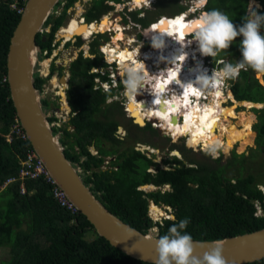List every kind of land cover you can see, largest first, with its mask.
Instances as JSON below:
<instances>
[{
  "label": "trees",
  "instance_id": "1",
  "mask_svg": "<svg viewBox=\"0 0 264 264\" xmlns=\"http://www.w3.org/2000/svg\"><path fill=\"white\" fill-rule=\"evenodd\" d=\"M25 1L0 0V248H8L9 255L0 264H149L112 247L96 235L85 217L60 207L45 181L25 179L24 193L20 181L1 189L7 179L18 176L19 160L32 150L28 142L15 138L11 142L7 140L10 129L16 124V114L6 78V56L21 15L17 10L24 8ZM75 1L68 0L67 7ZM249 1L207 0L203 10L220 9L232 18L234 24L241 25ZM254 1L260 4L258 11L264 14V0ZM99 5L106 8L101 3ZM103 11L97 9L91 15L97 17ZM131 19L144 27L149 22L146 16L140 20L135 14ZM62 22V17L53 18L51 15L47 18L43 28L51 25V32L39 33L36 38L41 49L51 50L50 44ZM261 34L264 35V29ZM42 36H45L44 42ZM240 39L237 37L230 48L216 58H227L232 62L242 59ZM94 66L92 60L82 57L71 64L66 90L70 118L67 126L56 127L53 133H60L59 142L66 158L79 165L84 183L92 186L91 191L109 212L139 232L145 233L155 225L159 236L165 234L173 223L187 217L190 223L186 230L199 241L221 240L264 228V194L257 188L258 185L264 186V107L253 109L257 122L252 126L256 136L255 148L249 151L251 157L238 155L233 150L225 164H220V157L212 160L207 154H203L206 160L197 162L188 158L182 149H177L182 159L175 156L162 159L161 164L169 165L164 169L153 161V155L134 150L139 141L137 136L134 138L128 134L124 141L118 140L115 132L120 124L117 117L122 115L121 105L118 102L106 104V99L114 91L101 94L94 90L93 77L97 74L90 73ZM255 76L256 73L249 69L241 71L232 81V95L229 96H233V102L264 104V87ZM42 84L43 80L36 77L35 87L42 89ZM43 105L48 108L45 100ZM49 121L54 120L50 118ZM130 124L133 125L131 121ZM69 126L73 127L72 132ZM138 129L154 131L149 125ZM90 147L99 156L113 158L106 171H102L103 160L93 156ZM258 156L263 163L259 173L248 172L242 176L247 159ZM151 167L153 172L149 171ZM144 185L158 189L141 190ZM149 201L156 208H169L174 219L154 223L148 216ZM255 202L259 203L262 216L257 215ZM88 233L94 234V238L87 240ZM248 264H264V259Z\"/></svg>",
  "mask_w": 264,
  "mask_h": 264
},
{
  "label": "water",
  "instance_id": "2",
  "mask_svg": "<svg viewBox=\"0 0 264 264\" xmlns=\"http://www.w3.org/2000/svg\"><path fill=\"white\" fill-rule=\"evenodd\" d=\"M59 2L60 0H27L10 38L6 56V78L16 117L27 135L28 143L50 176L66 193L78 214L85 217L93 226L96 235L130 258L153 264L155 241L159 237L158 227L153 225L147 232H139L105 208L91 191L92 186L84 183L79 165L66 158L59 142L60 133H53L56 126L49 121L50 112L43 105L44 92L35 87L36 77L41 71L38 67L43 64L40 62L41 49L36 43V38L39 33L45 31L43 25ZM41 41H45V36H42ZM183 70L190 72L193 66L188 69L184 67ZM262 81L260 83L264 87V80ZM142 107H145V104ZM175 120L172 117L171 121ZM132 121L139 128L145 126V122L140 125L135 123L134 118ZM163 136L167 137L164 134ZM174 152L178 156L179 152ZM140 189L158 188L144 185ZM167 209L165 207V210ZM149 217L154 223L157 222L153 216ZM221 240L224 241L223 254L229 261L248 264L264 259V228ZM205 242L210 241L194 240L197 251L200 250L198 246Z\"/></svg>",
  "mask_w": 264,
  "mask_h": 264
},
{
  "label": "clouds",
  "instance_id": "3",
  "mask_svg": "<svg viewBox=\"0 0 264 264\" xmlns=\"http://www.w3.org/2000/svg\"><path fill=\"white\" fill-rule=\"evenodd\" d=\"M196 3L205 5L206 0H196ZM258 9H260L259 5H254L246 11V14L242 17L243 23L241 25L234 24L232 18L220 9L213 8L201 11L196 18L195 24L188 25V28L193 29L191 31V39L187 42L183 40L178 42L182 49L180 54L171 57H165L163 55L159 57L161 62H165L167 65H173L174 68L179 67L181 66V62L184 64L188 57V53L183 49L195 43L196 51L201 56L212 57L214 60L222 51L228 50L233 42L236 41L237 37L242 38L239 41V50L242 59L235 60V62L224 59L215 60V67L211 75H209L208 69L203 66L202 62H197L192 72L193 79H190L186 83H181L185 94L194 93L199 96L202 93L214 91L218 95L219 88L222 84L229 80H236L241 71H248L249 69L259 75H264V35L261 34V29H264V14L260 13ZM145 35L150 36L151 46L162 52L166 46L164 38L168 36L155 31H147ZM136 55L137 53L134 52L129 57L128 62L121 63L119 66L122 85H115L109 91L102 92L101 88H96L101 83L94 82V90L99 91L101 94L114 91L115 93L109 95L108 100L116 95L118 89H122V87L123 95L129 100H135L138 95H142L147 91L154 97L153 105H158L162 102L167 105L169 103L168 100L162 101V96L167 91L166 87H153L151 90L147 87L161 79L162 73L159 75L150 74L146 70L145 64L140 59L134 58ZM106 62H111V58H108ZM108 80L105 84L106 90L108 89V85L112 86L111 79L110 81ZM55 92L56 87L54 88ZM149 126L153 130L157 128L161 131L160 127L153 128L150 124ZM118 128L120 132H117ZM115 135L121 141H124L127 137L122 127H117ZM136 144L145 148L143 144L137 142L133 147L134 150H136ZM145 150L151 152V156H155V152H152L149 148H145ZM150 202L152 203V201H149L148 208L150 207ZM167 210L170 209L168 208ZM189 223V218L181 219L173 223L165 234L156 239L153 264H236L235 260L229 261L225 258L223 254L224 241L222 240L205 242L198 246L200 250L197 251V245L195 244L194 246L192 235L186 230Z\"/></svg>",
  "mask_w": 264,
  "mask_h": 264
},
{
  "label": "rangeland",
  "instance_id": "4",
  "mask_svg": "<svg viewBox=\"0 0 264 264\" xmlns=\"http://www.w3.org/2000/svg\"><path fill=\"white\" fill-rule=\"evenodd\" d=\"M114 1H120V3H117V4L115 3L116 6H119L120 9H123L125 11H129L130 10V8L129 9L123 8V5H124L123 3L124 2L122 0H114ZM193 1L194 0H159L155 4H153L152 6L148 5L147 7H143L142 11L146 12V18L149 21H153L155 16H159V15L172 16V15L178 14L180 11H182L184 9V7L187 8V6H190V4L193 3ZM256 3L257 2H253V3L250 2V3H248V7L253 5V4H256ZM75 5H78V0L69 9V13L70 14L68 16L69 17L68 22L69 21L70 22L65 27H68V26L70 27L72 25V23H71V20H73L72 17H74V19H75V16H74L75 11L73 13V10H71V9H73L75 7ZM258 5H259V8L261 9V6H260L259 3H258ZM203 7L194 9L195 12L194 13H189V16H191L192 19L194 20V18L198 17V15H199V13L201 11H204ZM125 11H123V12H125ZM131 12H137V10H133ZM110 13H113V16L116 17L117 19H119V17L121 18V16L119 15L120 12H114L113 10H111ZM177 16H174V17H177ZM174 17H170V18H174ZM187 19H188V17H187ZM189 20H191V19L189 18ZM65 27H63V28H65ZM45 30H47V28ZM60 30L61 29L58 30V33H59ZM137 31L138 30L134 29V28L130 29L129 31L126 32V35H128L130 37H134V35H136ZM181 34H182L181 32H177L178 36H180ZM57 39L58 38L53 40V43L55 45L57 44L55 46V50H54L53 53L57 54V56H56L57 59L60 58L58 60V62H60L61 60H67L66 58L69 56L70 53L73 56L75 55L74 44L70 45V46H66L65 45L64 47H62L63 43H60L59 42L60 39L59 40H57ZM168 39H169V37H168ZM85 44H87L86 41H85ZM123 44H125V41H123ZM148 44L149 43L145 44L144 47L145 48L148 47L147 46ZM58 45H59V47L57 48ZM168 47H170V46L166 45V50L167 51L169 49ZM117 49H115V52H117ZM146 56H150L148 52H146ZM222 59L227 60V58H222ZM215 60H218V59L214 58V60H213L212 57H206V61L210 62L208 65H210V67L212 66L213 68L215 67V65H214L215 64ZM40 62H41V64L43 63L42 61H40ZM97 62H98V60H96V63ZM45 63L47 64V62H45ZM45 63H43L40 67H38V70L41 69L40 72L42 74H46V71H47V68H45ZM145 66H146V64H145ZM166 68H167V65L164 64L163 65V70H165ZM110 74H114L113 80L118 85L119 80H121L120 75H118L114 69L111 70ZM209 75H211V74H209ZM258 76H259V74L256 73V76H255L256 79H259L260 81L263 80L262 79L263 75H260V78ZM42 80H43L42 89L45 92L44 93L45 99H46L47 104L50 106L48 108V111L50 112V115L53 116L54 112L58 111L60 109V107L58 108V106H56V97L55 96L57 94L54 93V88L57 86L58 78H56V75L48 76L46 74V76L43 77ZM232 81L233 80H229V81L224 83V89H223V91H224L223 92V97L224 98L220 94L222 101H221V103L219 105L221 106V108H225L227 110H233V112H234V114L236 116H235V118L227 116V119L225 118L223 120L222 119L220 120V124L222 126H237L238 129H243L246 126H248L251 129V131H252V136L248 139L250 141L249 144H241V142L238 141V142H235L233 145H231V148L229 150H226L225 147H224L225 139L223 137V138H221V140L217 144L212 145V146H207V147L205 146L203 148L204 145L202 146L201 143L197 144V146L195 145L194 147L188 146V144H187L188 141H186V139L184 137H180L177 140H176L177 137H175V138L173 137V139L175 140L174 141L173 139H170L168 137H164L162 135V131H160L157 128L154 131L139 130L136 126L130 124L129 119H127V116H126V114H125V112L123 110V106H121L122 115L117 117V119L119 120V122L121 123L122 126L129 128V130H130V132H131V134L133 135L134 138H135V136H137V138L139 140L138 143L143 144L145 148H149V150H152V152H155V156L153 158V161L155 163H157L160 168H168V166H169V165H166V164H161L160 162H161L162 159H171L172 156H175L178 159H180V158L182 159V155L180 153L178 154V156H177V154H175L174 151H178L177 149H182L184 151L183 153L188 158H191V159H193V160H195L197 162L206 160V158H205V156L203 154H207V155L210 156V159H212V160L213 159H217V158L220 157V159H221L220 160V164H225L226 162H228L227 160H230L231 152L233 150L238 155L244 154L245 156L251 157L250 155L252 153L249 152V151L251 150L250 148H252V149L255 148L254 139H255V136H256L255 132H253V130H252V126L257 122L256 115L253 112V109H255V110L262 109L264 107V104H258L259 106H257V104L253 105L254 103H252V105H248L247 106L245 104V102H236V101L233 102V98L230 97L231 96L230 87H231ZM164 85H167V84L164 83ZM160 86H163V84L162 83H157V85L155 87L158 88ZM148 89L151 90V88H149V87H148ZM118 91H119V93L116 95L117 97L116 98L114 97L112 99L121 102V101H123V96H122L123 89H118ZM179 94H180V96H178V99H176V100L182 101L183 96H182L181 93H179ZM205 95H206V100L205 99L204 100L206 102H212V100L220 101V96L216 97V94H215L214 91L211 92V95H210V92H205ZM213 95H215V96H213ZM138 97L140 99L141 97H144V94L138 95ZM114 100L110 101V100L107 99L106 100V104L107 103L110 104V103L114 102ZM222 102H224L223 105H222ZM207 105H208V103H207ZM186 111L187 110L183 111L185 119L189 115V112H186ZM240 114H243L244 117H245V120L243 121V124L240 123V120H241V117H242V115L240 117ZM129 116L131 117V116H134V115L133 114L131 115L129 113ZM205 116H207V114ZM193 117H194V115H193ZM221 117H225V116L221 115L220 118ZM134 119H135L136 123H138L140 125H143V122L139 121V120L143 121L142 119L137 118L135 116H134ZM192 119H194V118H192ZM52 120H54V119L52 118ZM65 121H66V124H63V125H61L59 127H65L67 125V121H68L67 120V116L65 118ZM190 123L193 125V127H191L192 125L189 126L190 129L193 130V128H194L196 130V128L194 126L196 123H194L192 120H191ZM150 125L154 128V126H153L154 122H150ZM174 127H176V129H178L179 124L177 125V123H175ZM68 128H69L70 132L73 131V127L69 126ZM120 128H121V126H120ZM216 132H217L216 128H213V133H216ZM130 140H132V139H130ZM242 142H244V141H242ZM198 145H200V146H198ZM190 147H192V148H190ZM92 148L93 147H90L89 151L91 152V154H95L96 151L93 150ZM107 148H108V146H107ZM141 150H143V152H147L143 147H141ZM256 153H259V152H256ZM107 160L110 161V160H113V158L112 157H107ZM262 164L263 163L261 161V157L260 156L256 157V159L255 158L247 159L246 164H245V169L242 172V176L246 175L248 172H250L252 174L259 173L258 171H260V169H261L260 166ZM108 166L109 165L107 164V168H108ZM102 169H106V167H104V168L102 167ZM149 171L153 172L154 168L153 167L149 168ZM230 174H232V173H230ZM145 191H148V190H145ZM0 202H2V201H0ZM151 206L152 205H150V207ZM157 207H158V209L157 208H152V207H151V209L148 208L149 215H151V216L153 215V218H155L154 220H156L157 222H161L163 219L172 218L173 215L171 214L170 210L165 211V207L164 206H157ZM157 211L159 213H161V214H159ZM150 219H151V217H150ZM94 236H95L94 234L88 233V234H86L85 238L87 240H91L92 238H94ZM8 256H9L8 255V248H0V261L4 260V259H7Z\"/></svg>",
  "mask_w": 264,
  "mask_h": 264
},
{
  "label": "flooded vegetation",
  "instance_id": "5",
  "mask_svg": "<svg viewBox=\"0 0 264 264\" xmlns=\"http://www.w3.org/2000/svg\"><path fill=\"white\" fill-rule=\"evenodd\" d=\"M122 1L124 2L123 8H125V9L130 8V10H129L130 12L125 11L123 9H120L119 6H116V4L120 3V1H114V0H82L81 1V0H78V5H75L76 8L74 7L73 9H71V10H73V13L75 11V14H74L75 19H74V17H72L73 20H71L72 25L70 27L69 26L65 27L70 22V21L68 22V20H69L68 16L70 14L69 9L77 2V0L70 7H67L68 0H60L58 5L54 8V12H53L52 17L53 18L62 17L63 22H62L61 26L58 28V30L59 29H61V30L59 31V33H58V30L55 32L53 40H55L56 38H58L57 40L60 39L59 42L63 43L62 47H64L65 45L70 46V45L74 44L75 55L73 56L70 53L69 56L66 58L67 60H61L60 62H58V60L60 58L57 59V57H56L57 54L53 53L55 50V46L57 44L55 45L53 43V40H52V44H50L51 45L50 51L47 48H44V49L40 48L41 49L40 61H42L43 63L47 62V64L46 63L45 64L47 65L46 67L48 70V74H47L48 76L56 75V78H58V83L56 86V94L57 95L55 96L56 97V106H58V108L60 107L59 110H61V108L63 109V107H64L63 112H64V115L67 116V120L70 118L71 109H70L68 102H67L66 90L68 88L70 76H71L70 72H69V68L73 62L77 61L79 59V57L92 60L95 63V66L90 68V73L94 74V75L97 74L93 77V82H99L101 84H106L107 80L109 79L108 81H110V79H111V77L109 76L111 70L114 69L116 71V73L119 75L120 64L124 63V62H128L129 57H131L134 52L137 53L136 57H134V58H137L138 55L142 54L147 49L152 48L151 39L147 38L144 35V31H146V29H148L150 27V25L159 21L160 20L159 18H161V17L177 16V15L155 16L153 21H149L148 25L144 27L141 23H137L136 21H134L131 18H132V14H135L137 19H140V20L145 19L146 12H144L142 10H143V7H147L148 5L146 4L142 8H134L132 6V4H130L131 0H122ZM157 1H159V0H155L154 2H150L149 5L152 6ZM99 3L104 5L106 8H102L99 5ZM139 4L140 3H135L134 5L140 6ZM97 9L98 10H105V11H103L97 17H92L91 12L93 14H95L97 12ZM111 10H113L114 12H120L119 15L121 16V18L119 17V19H117L116 17H114L113 13H110ZM133 10H137V12H131ZM189 10H190L189 6H187V8L184 7V9L181 13H186V12L188 13ZM123 11H125V12H123ZM178 14H180V13H178ZM187 16H188V19L191 17V16H189V13ZM107 18L110 20L109 22L107 21ZM192 24H195V22H193ZM111 26H112V29L110 28ZM51 27H52L51 25L46 26L45 29L47 28V30H45L44 32L50 33ZM63 27H65V28H63ZM118 27H122V32L125 35H124L123 40H118L119 39L118 38L119 36H118L117 37L118 41L114 44L113 40L115 39V35L117 34L115 29H117ZM133 28L138 30L136 35H134V37H130V36L126 35V32L129 31L130 29H133ZM66 36L67 37L69 36V37L66 38ZM188 36L189 35H187L185 37L188 38ZM185 37H184V39H186ZM147 39H149V40H147ZM188 40H190V39H188ZM85 41L87 44H85ZM123 41H125V44H123ZM147 43H149L147 45L148 47L145 48L144 46ZM109 46L117 47L118 48L117 52H115V49L112 48L113 52H115V53H110L112 51L108 50L110 48ZM58 47H59V45L57 46V48ZM194 47H196V46L194 45ZM194 47H193V49H195ZM153 50H156V49L152 48L150 51L153 52ZM195 53H196V51H195ZM145 56H146V52H145ZM203 57L204 56H202V58ZM108 58H111V62H106V60ZM202 58L200 56H199V58L196 56V58H194V59H197L196 62L202 61V64H203L204 60H202ZM96 60H98L97 63H96ZM169 66H171V65H168V67ZM193 68H195V67H193ZM179 75H177V77L181 78V77H179ZM37 77H39L42 80L43 77H45V74H42L41 72H39ZM63 79L65 80L64 84L61 81ZM118 84L122 85L121 80H119ZM172 84H170L169 87H173L174 83H172ZM63 85L65 88L63 87ZM122 89H123V87H122ZM173 89H170L171 93L173 92L172 91ZM114 96H112V97H114ZM122 96H123V92H122ZM123 97L126 98L125 96H123ZM112 100H114V99H112ZM45 101H46V99H45ZM114 101L118 102L117 100H114ZM128 101H129V99H127V102ZM200 101H201V99H200ZM64 103H65V105H64ZM202 104H203V102H201L200 105H202ZM128 112L130 113V111H128ZM66 116H65V118H66ZM131 117L134 118L133 116H131ZM127 119H129V118H127ZM129 121H131V123H132L131 119H129ZM178 122L180 123V122H182V120L180 121V119H178ZM63 124H66V122ZM149 124H150L149 121H147L146 126ZM120 126L126 132V135L129 134L133 137L129 128L122 126L121 123L117 127H120ZM246 127H248V126H246ZM187 137H189V135H186L185 139H187ZM171 138H173V137H171ZM92 155L97 156V158H101L103 160L102 167L103 168L106 167V169H102V171H106L107 170V164L109 165V163H110V161H107V156L106 157L99 156L97 151L95 152V154H92Z\"/></svg>",
  "mask_w": 264,
  "mask_h": 264
},
{
  "label": "bare ground",
  "instance_id": "6",
  "mask_svg": "<svg viewBox=\"0 0 264 264\" xmlns=\"http://www.w3.org/2000/svg\"><path fill=\"white\" fill-rule=\"evenodd\" d=\"M146 2L150 3V2H152V0H131L130 4H132V6L134 8H142L144 5L147 4ZM133 3L134 4L140 3L139 4L140 6H135ZM193 3L196 4V8H200L203 6V5H199L198 3H196V0H194ZM190 12L191 11H189L188 13H190ZM188 13L187 12L181 13L177 17H174V18L162 17L163 19L161 20L162 22L160 21L161 23L157 21V22L153 23L154 25L152 24L153 26L150 25V27L148 29H146V31H144V35L147 31H155V32H160V33L165 34L166 36L169 37V39H168V37L164 38L165 44L170 46V47H168L169 48L168 51L166 50V46L162 50V52L157 51V50H153V52L149 51L148 53L150 56H146L147 59L158 56V53H162L163 56L167 55L168 57L177 56L180 54V51H182V49H181V46L178 42L181 40L187 42L188 40L184 39V37L187 35H189L188 38L191 37V31L185 32L184 29L188 28L189 24L196 22V18H197V17L194 18V20L193 19H191V20L187 19ZM159 19H161V18H159ZM176 20L179 21L180 23H177ZM107 21L109 22L110 20H108V18H107ZM110 28L112 29V26ZM115 30H116L117 34L115 35V39L113 40L114 44L118 40H123L124 35H125L122 32V27H118ZM177 32H181L182 34L180 36H178ZM117 37L119 38L118 40H117ZM146 37L150 39V36H146ZM66 38H68V37L66 36ZM149 39H147V40H149ZM194 45H195V43L192 46H194ZM109 47L110 48L108 50L112 51L110 53H115V52H113V49H117V47H114V46L113 47L109 46ZM183 50L188 53V57H187L186 61L184 62V64H183V62H181V66L175 67V68L173 65L169 66L167 68L168 72L166 74L164 73V75L161 77V79H159L156 83L147 86L149 88H153L157 85V83H162L164 87L166 86L167 91L163 94L162 101L168 100L169 103L167 105H165L164 103H160V105L159 104L153 105L152 102H153L154 97L151 94H149V96L147 98H143L141 101L137 100L136 98H135V100H129L127 102V105H126L127 110L129 109L128 111H130L131 115L133 114L135 117L142 119L143 124L146 120H148V121H155L156 120L157 121L156 126L159 125L162 133L168 135L167 136L168 138L177 137L176 138V140H177L180 137H185L186 135H189V137H187V139H186V141H188L187 142L188 146L194 147L195 145L197 146V144H199V143H201L202 146L204 145L203 148L205 146L206 147L212 146V145L217 144L221 140V138H223V137L225 139L224 147L226 150H229L231 148V145H233L235 142H238V141H240L241 144H249L250 141L248 139L252 136V131L249 127H246L243 129H238L237 126H222L220 124L221 119L222 120L225 118L227 119V116H230L233 118H235V116H236L234 114L233 110H227L225 108H221V106L219 105L220 102L222 101L221 95L223 97V90H222L221 86L219 88V94L217 95L215 93L216 97L220 96V101L212 100V102H206L203 99L205 97V93H202L199 96H197L194 93L185 94L184 89L181 87V83L182 82L186 83L190 79H193V76H192L193 70L190 72L189 71L184 72L183 68L186 67V69H188L190 66L195 67L196 64H194V65L190 64V59L192 58V56H194V58H196V53L194 50H192V47H190V48L187 47L186 49H183ZM46 66L47 65L45 64V68H47ZM203 66H204V64H203ZM47 72H48V70L46 71V74H48ZM210 72H212V71H210ZM46 74H45V76H46ZM177 75H179V77H181V78H178ZM258 77L260 78V75ZM64 83H65V81H63V84ZM164 83H166L167 85H164ZM172 83H174V86L169 87L170 84H172ZM262 83H263V81H262ZM63 87H64V85H63ZM170 89H173L172 93L170 92ZM179 93H181L183 96L182 101L176 100V99H178V96H180ZM210 95H211V92H210ZM213 96H215V95H213ZM137 98H139V97H137ZM190 99H192L193 102H191ZM200 99H201V101H200ZM201 102H203L202 105H200ZM207 103H208V105H207ZM223 103L224 102H222V105H223ZM143 104H145V107H142ZM245 104L247 106L252 105V103H249V102H245ZM64 105H65V103H64ZM253 105H255V104H253ZM257 106H259V105L257 104ZM63 109H64V107H63ZM185 110H187L186 112H189V115L187 116L186 119H185V116L183 114L184 113L183 111H185ZM206 114H207V116H205ZM193 115H194V117H193ZM221 115H223L225 117L220 118ZM241 115H242V117H241ZM172 117H173V119L174 118L176 119L174 122L171 121ZM179 117L182 118V122H180V123L178 122ZM240 117H241L240 123L243 124L245 117L243 114H240ZM192 118H194V119H192ZM191 120L194 123H196L194 125L196 130L194 128H193V130L190 129L189 126L192 125L190 123ZM175 123H177V125L179 124L178 129H176V127H174ZM191 127H193V125ZM213 128H216V130H217L216 133H213ZM171 139H173V138H171ZM242 141H244L245 143ZM150 205H152L151 206L152 208H156V207H154V205L151 202H150L149 206ZM151 207L149 209H151ZM159 214H161V213H159Z\"/></svg>",
  "mask_w": 264,
  "mask_h": 264
},
{
  "label": "built area",
  "instance_id": "7",
  "mask_svg": "<svg viewBox=\"0 0 264 264\" xmlns=\"http://www.w3.org/2000/svg\"><path fill=\"white\" fill-rule=\"evenodd\" d=\"M154 1L155 0H152V2H154ZM250 2L253 3L254 1H249V3ZM149 4L150 3H148L147 5H149ZM256 4H253V5L249 6L247 8V11L251 7H253L254 5H256ZM11 7L13 9L15 8V6H11ZM189 8H190V10L192 9L191 10V13H194L195 12L194 9H196V4H194V3L190 4ZM17 11L19 13H22L23 9H18ZM53 12H54V10L52 11L51 15H53ZM162 19L163 18L161 17V19L158 22H160ZM190 19H192V18H190ZM185 38H186L185 40H188L191 37H189V38L185 37ZM192 45H190L189 48L192 47V50H195L196 51V47H194ZM193 47L195 49H193ZM151 49H147L145 52H149ZM145 52H143L142 54L138 55V57L136 59H140L144 64H146V67H147L146 69H147V71L150 74L159 75L160 73H162V76H163L164 73L166 74L168 72L167 71L168 70L167 68L165 70H163V65L164 64L167 65V64L165 62H161L160 59H159V57L161 55H163L162 53H158V56H155L153 58L147 59L146 56H145ZM196 56L198 58H199V56L202 58V56L199 54L198 51H196ZM165 57H168V56L165 55ZM196 60L197 59H194V56H192V58L190 59V64L191 65L196 64ZM202 60H204L203 61L204 67H206L207 69H209L208 70L209 71V74H211L212 72H210V71L213 70V67L212 66L210 67V65H208L210 62L209 61H206V57H203ZM167 67H168V65H167ZM183 71L184 72H187L185 70H183ZM109 76L111 77L112 86H109L108 85V89L106 90L105 89V84H100V86H98L96 88H101L102 92H107V91H109V89H111L115 85L117 86L116 82L113 80L114 74H110ZM221 88H222V90L224 89V84L221 85ZM118 93H119V91H117L116 95ZM143 94H144V97H141L140 99L139 98L138 99L136 98V99L139 100V101H141L143 98H147L150 93L145 91ZM230 94H232V93H230ZM116 95L114 96L115 98L117 97ZM114 97H112V98H114ZM112 98H110L109 100H112ZM203 99L206 100V95H205V97ZM123 101H121V102L118 101V102L120 103V105L123 106V110H124L127 118L131 119L132 117L129 116V112H128L127 108H126L127 99L123 97ZM191 102H193L192 99H191ZM65 116L66 115H64V112L61 109V110L55 111L53 116L50 115V118H54L55 120L53 122V125H55L56 127H59L63 123L66 122L65 121ZM179 119H180V121L182 120L181 117H179ZM146 121H148V120H146ZM150 122H154V125H153L154 127H160L159 125L156 126L157 125V121L156 120L155 121H149V123ZM117 132H120V129L119 128H118V131ZM14 138L16 140H20L21 142H28L27 135H26L25 131L23 130V128L21 127V125H20L17 117H16V124H15V126H13L10 129L9 134L7 135L8 142H11ZM198 146H200V145H198ZM135 149L138 150V151H140L142 154H145L147 156H151V152H143V150H141V145H139V144H136ZM19 161H20V169H19V172H18V176L17 177H11V178L7 179L3 183V185L1 186V189L5 188L6 186H8L12 182L20 181L21 182V184H20L21 192L24 193L25 192V189H24L23 182L25 181V179H27V180H33V179H37L38 178V179H41V180L45 181L47 184L50 185V187H51L50 194L52 195L54 201L60 207L64 208L67 211H70L71 214H77L78 213L77 209L74 207V205L67 198L66 193L61 188H59L57 186V184L55 183V181L53 180V178L50 176L47 168L45 167V165L43 164V162L41 161V159L38 157V155L36 154V152L33 149L31 151H27V153L24 155V157H22ZM257 188L264 194V186H261V185L259 186L258 185ZM166 189H168V186H166ZM255 204H256V206L258 208L257 215L258 216H262V211L259 208V203L258 202H255ZM148 216H150L149 215V212H148Z\"/></svg>",
  "mask_w": 264,
  "mask_h": 264
},
{
  "label": "snow or ice",
  "instance_id": "8",
  "mask_svg": "<svg viewBox=\"0 0 264 264\" xmlns=\"http://www.w3.org/2000/svg\"><path fill=\"white\" fill-rule=\"evenodd\" d=\"M177 23H180L179 21H177ZM193 29L192 28H185L184 31L187 32V31H192Z\"/></svg>",
  "mask_w": 264,
  "mask_h": 264
},
{
  "label": "crops",
  "instance_id": "9",
  "mask_svg": "<svg viewBox=\"0 0 264 264\" xmlns=\"http://www.w3.org/2000/svg\"><path fill=\"white\" fill-rule=\"evenodd\" d=\"M237 102V101H236Z\"/></svg>",
  "mask_w": 264,
  "mask_h": 264
}]
</instances>
